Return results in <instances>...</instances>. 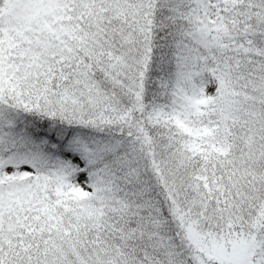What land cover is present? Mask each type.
I'll use <instances>...</instances> for the list:
<instances>
[{
	"label": "snow or ice",
	"instance_id": "snow-or-ice-1",
	"mask_svg": "<svg viewBox=\"0 0 264 264\" xmlns=\"http://www.w3.org/2000/svg\"><path fill=\"white\" fill-rule=\"evenodd\" d=\"M0 264H264V0H0Z\"/></svg>",
	"mask_w": 264,
	"mask_h": 264
}]
</instances>
